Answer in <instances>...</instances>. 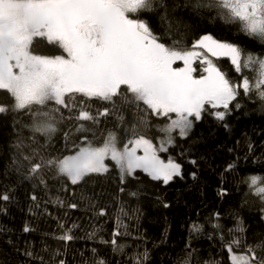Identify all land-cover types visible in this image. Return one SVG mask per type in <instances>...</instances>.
<instances>
[{"label":"snow or ice","instance_id":"obj_1","mask_svg":"<svg viewBox=\"0 0 264 264\" xmlns=\"http://www.w3.org/2000/svg\"><path fill=\"white\" fill-rule=\"evenodd\" d=\"M205 13H214L264 47V0H0V92L5 97L0 99V124L11 119L14 135L0 153V216L18 202L16 189L24 182L33 188L67 190L69 184L86 185L93 175L107 174L106 161L118 169L121 193L129 183L140 181L138 172L163 186L188 176L197 180L196 159L188 161L194 170L186 173L175 159L161 158L160 153L175 145L173 134L188 139L206 115L228 129L227 117L243 107L241 96L251 99L255 94L264 111V53L257 57L209 33L189 42L188 21ZM41 44L50 54H37ZM213 58H227L241 82L233 83ZM177 62L183 66H174ZM194 65H199L201 75H194L198 71ZM245 70L254 75H244ZM94 101L108 106L93 112ZM100 117L109 118L114 127L101 133L97 145L89 134L95 139ZM149 117L163 121L154 125L162 134L156 143L140 134L141 128L150 126ZM116 129L133 137L123 147H118ZM73 148L74 154H64ZM248 151H253L251 143ZM235 167L233 161L225 171ZM245 183L259 200V218L264 221V176L252 175ZM127 194L138 198L140 190ZM226 194V189L218 192L221 197ZM30 199L35 202L38 196L33 193ZM156 199L170 207L161 197ZM120 211L128 215L123 206ZM134 211L139 213V207ZM99 215H105L103 208ZM233 215L236 223L227 229L231 239L225 243L229 264H264V233L253 234L249 242L244 217L239 211ZM213 217L218 220L220 214ZM213 227L224 231L219 223ZM191 230L199 233L203 227L193 222ZM7 231L0 225V233ZM23 231L34 229L25 224ZM70 232L58 238L71 241ZM126 235L118 228L102 243L113 253L126 254L120 240ZM187 247L180 264H191L195 250ZM22 254L37 259L28 249ZM148 261L144 249L133 254L129 264ZM95 264L107 261L99 258Z\"/></svg>","mask_w":264,"mask_h":264},{"label":"trees","instance_id":"obj_2","mask_svg":"<svg viewBox=\"0 0 264 264\" xmlns=\"http://www.w3.org/2000/svg\"><path fill=\"white\" fill-rule=\"evenodd\" d=\"M188 22L192 25L189 42L209 33L214 38L241 45L257 57L264 53V47L240 33L235 26L215 18L214 13L212 16L205 13L203 18ZM37 54H50V50L41 44ZM213 59L233 83L241 82L240 75L233 71L227 58ZM194 66L198 68L194 75H201L199 65ZM244 75L251 78L254 73L245 70ZM4 98L0 92V99ZM239 100L243 107L227 117L228 129L213 116L206 115L196 124L188 139H181L174 133L175 145L160 153L165 161L171 157L181 163L186 173L194 170L188 161L196 159L199 164L195 169L197 180L188 176L185 180L177 179L163 186L138 172L140 181L129 183L126 192L121 193L118 169L112 166L111 161H106L110 171L104 175H93L86 185L69 184L67 190H49L33 188L28 182L21 184L16 189L18 202L9 207L7 215L0 216V225L10 229L0 233V264H59L60 260L64 264H95L99 258L106 260L107 264H129L131 256L144 249L148 250V264H180L190 250L188 245L195 250L191 264H229L225 243L231 239L227 229L236 223L233 213L239 211L244 217L249 227V242L253 234L264 233V221L259 218L261 204L249 194L245 183L252 175L264 176V111L260 109V101L255 94L251 99L241 96ZM90 103L93 112L108 106L102 101ZM149 119L150 126L146 130L141 128L140 134L156 143V138L162 134L154 125L163 121L158 117ZM11 123L9 119L0 124V153L14 139ZM113 127L109 118L100 117V124L94 129L97 135L93 139L89 134L90 140L99 145L103 139L101 133L106 135L105 130L111 131ZM116 131L119 146L133 138L131 134L125 135L122 129ZM249 143L253 145L251 153L248 151ZM75 150H65L64 154L69 155ZM233 161L235 170L226 172V166ZM137 188L140 190L138 198L127 194ZM221 189L227 190L223 197L218 195ZM33 193L38 196L35 202L30 199ZM158 196L170 207H163L156 199ZM58 201H63V205ZM71 203L78 207H67ZM122 206L127 216L121 213ZM137 207L139 213L134 211ZM102 208L105 210L103 216L99 215ZM214 213L220 214L218 220L214 219ZM193 222L201 225L203 231L192 232ZM215 223L223 225V233L213 227ZM25 224L34 231L25 233ZM73 224L78 227H72ZM118 228L128 233L120 238L126 254L113 253L109 245L102 243L111 239ZM68 229H71L74 239H59ZM25 249L34 252L37 259L23 255ZM41 257L43 261L39 259Z\"/></svg>","mask_w":264,"mask_h":264},{"label":"rangeland","instance_id":"obj_3","mask_svg":"<svg viewBox=\"0 0 264 264\" xmlns=\"http://www.w3.org/2000/svg\"><path fill=\"white\" fill-rule=\"evenodd\" d=\"M174 66H177V67H182L183 65H182V63L181 62H177V64L176 65H174ZM118 147H123V145H118ZM75 152V151H74ZM74 152L73 153H71V154H74ZM71 154H69V155H71ZM143 153H142V151H139L138 152V155H142Z\"/></svg>","mask_w":264,"mask_h":264}]
</instances>
